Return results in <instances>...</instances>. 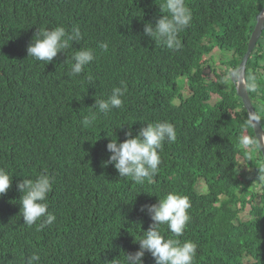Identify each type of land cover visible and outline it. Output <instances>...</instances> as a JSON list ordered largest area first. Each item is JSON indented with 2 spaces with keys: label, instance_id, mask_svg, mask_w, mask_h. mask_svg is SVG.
<instances>
[{
  "label": "trees",
  "instance_id": "16d2710c",
  "mask_svg": "<svg viewBox=\"0 0 264 264\" xmlns=\"http://www.w3.org/2000/svg\"><path fill=\"white\" fill-rule=\"evenodd\" d=\"M160 1L0 0V168L12 174V186L0 195V264H24L34 252L40 264H124L152 223L141 206L168 192L191 200L179 239L198 245L193 264H264V196L254 203L252 178L239 167L245 160L259 181L260 150L241 149L242 137L254 133L234 86L225 89L219 73L216 81L203 73L217 50L234 52L222 65L238 68L264 0H185L193 19L179 34V51L143 34L145 22L154 26L160 18ZM56 26H78L83 39L46 65L27 57L35 31ZM103 41L106 53L98 48ZM84 47L95 49L96 60L69 76L71 54ZM263 47L264 30L246 66V77L255 75L258 84L249 91L255 108L264 102ZM122 81L123 107L84 127L95 99ZM157 120L171 122L177 139L165 141L153 183L138 185L105 165L111 139L123 142L129 126L135 135ZM44 169L55 177L47 203L56 221L37 231L23 224L16 184ZM246 209L251 219L241 220ZM161 227L165 238L172 236ZM143 261L155 264L147 252Z\"/></svg>",
  "mask_w": 264,
  "mask_h": 264
},
{
  "label": "clouds",
  "instance_id": "9594fccd",
  "mask_svg": "<svg viewBox=\"0 0 264 264\" xmlns=\"http://www.w3.org/2000/svg\"><path fill=\"white\" fill-rule=\"evenodd\" d=\"M155 11L158 12L157 16H160V18L156 20L154 26L151 22H145L143 34L162 43L169 50L179 51L183 47L179 34L192 23L191 9L186 5L185 0H161L160 4L155 6ZM216 29L218 28L216 27ZM263 30L264 23L254 50L247 59L246 66L249 59L254 55L255 50L259 49ZM251 35L252 33L249 34L247 46ZM82 39L83 34L78 26H73L70 30L64 26H56L55 28L44 27L35 31L26 49L27 57L30 56L36 61L44 62L46 65L53 62L58 54L66 56L67 50L72 48V42L79 44ZM98 48L106 53L109 50V43L107 41L99 42ZM263 49L264 47L262 52ZM227 53H230L231 56L234 55V52L233 54L231 52ZM245 54H243L242 58ZM96 58V51L93 48L84 47L75 50L70 57L71 69L69 76H79ZM237 69L230 71L225 79L231 78L239 87L246 89L248 94L249 91L255 92L258 88L256 76L248 75L246 77L245 71L244 77L242 72ZM87 81L89 83L94 82L91 74L87 76ZM224 88L227 89L226 87ZM126 93L127 86L122 81L120 86L112 88L111 94L107 98L95 99L94 104L91 106L95 110L83 117L82 125L84 127L94 126L99 117L108 116L113 109L122 108L124 105L122 98L126 96ZM211 96L210 101L212 103V99L216 95L213 94ZM251 104L255 113L260 117L251 113L247 115L246 128L255 129L260 125L261 130H264L260 123V118L264 119V114H261V112L264 113V107L260 104V109L257 108L259 105L257 103L255 108L252 101ZM124 135L125 139L123 142L111 139L107 143L106 150L111 155L105 165H113L119 177L130 178L138 185H143L145 181L153 183L162 163L161 152L165 141L174 143L177 139L175 126L167 120H157L146 123V127L140 128L135 135H133L131 126H129L128 131ZM240 142L246 148H264V136L244 135ZM259 155L262 161H258L261 162L260 165H264L260 152ZM260 157L257 155L258 159ZM54 183L55 177L50 175L47 169L39 173L35 179L25 178L17 182L16 188L21 193L19 204L21 205L20 216L23 218V224L28 227L36 225V230L42 231L56 221V216L48 211L49 205L47 203ZM11 186L12 174L4 168H0V195L6 194ZM191 206L190 198L178 192H168L163 199H159L155 204L142 205L140 211L146 212L152 223L147 231L143 232V237L137 241L139 249L125 254L124 264H144L143 257L146 252L154 258L155 264H193L197 255L198 245L190 240L182 242L179 239V237L184 235L185 229L191 220L189 214ZM163 225H167L168 231L172 234L171 237L165 238L162 234L161 226ZM40 262L41 256L34 252L25 259L24 264H40ZM110 264H121V261L113 259Z\"/></svg>",
  "mask_w": 264,
  "mask_h": 264
},
{
  "label": "rangeland",
  "instance_id": "374dc122",
  "mask_svg": "<svg viewBox=\"0 0 264 264\" xmlns=\"http://www.w3.org/2000/svg\"><path fill=\"white\" fill-rule=\"evenodd\" d=\"M230 58H231V54L227 53L225 51L219 52V50H217V51H214L212 54H210L208 56V61H207V64H205L204 71H203V73L207 76V79L216 81L217 74L219 73L221 75L220 83H222L223 87H226L229 89L230 83H231L235 88V85L231 82L230 78L225 79L227 74L232 70L227 69L225 67V65L224 66L222 65V62L228 61ZM214 69L216 70V72L213 71ZM216 99H217V96H214V98L212 99V103L216 102ZM255 102H257L259 104L257 106V108L260 109V104H262V107H264L263 101H259V102L255 101ZM242 107H243V104H242ZM243 109L247 113V111L244 107H243ZM261 114H264V113L261 112ZM247 115H248V113H247ZM253 133H254V131H253ZM254 136H255V133H254ZM245 148H246L245 146L241 145V149L245 150ZM251 157L255 159V163L257 164V161H258L257 155L252 153ZM259 166H261L260 169H264V165H259ZM239 167H240V170L243 172L244 178L250 177V178H252L251 181L254 182V178L256 176L252 173V166H249L245 160H241L239 163ZM261 177L264 178L263 173L261 174ZM253 193L258 194V195H255V197H254V203H256L257 205H260L261 204L260 196L264 195V182L259 183V186L254 189ZM240 216H241V220L242 219L246 220L248 218L251 219L250 217H248V209H246L243 214H240Z\"/></svg>",
  "mask_w": 264,
  "mask_h": 264
},
{
  "label": "water",
  "instance_id": "95a60500",
  "mask_svg": "<svg viewBox=\"0 0 264 264\" xmlns=\"http://www.w3.org/2000/svg\"><path fill=\"white\" fill-rule=\"evenodd\" d=\"M263 23H264V7L262 9V12L259 14V17H257L256 19V24L254 27V31L252 32L250 41L248 42V46H247V50H246V54L244 55V57L242 58V61L238 67L237 70H239L240 72H242L243 76L245 77V71H246V62L248 57L251 55L252 51L254 50L255 44L259 39V35L261 32V29H263ZM231 79V78H230ZM231 82L235 85V91H236V95L237 97L240 98L243 107L246 109L248 115L254 114L253 113V107L251 104V100L249 98V94L247 92L246 89L239 87L236 83L233 82V80L231 79ZM255 136H262V132L263 130H261V126L259 125L258 128L253 129ZM264 133V132H263ZM260 150V149H259ZM262 158L264 160V148H262Z\"/></svg>",
  "mask_w": 264,
  "mask_h": 264
},
{
  "label": "bare ground",
  "instance_id": "6f19581e",
  "mask_svg": "<svg viewBox=\"0 0 264 264\" xmlns=\"http://www.w3.org/2000/svg\"><path fill=\"white\" fill-rule=\"evenodd\" d=\"M259 14H260V12L255 16V21H256L257 17H259ZM253 31H254V28H253L252 32H253ZM253 113H254V115L257 116V114L255 113L254 110H253ZM253 131H254V130H253ZM263 132H264V131H263ZM263 132H262V136H264V133H263ZM260 152L263 153V152H262V149H260ZM261 182H264V178H262V177H261V179H260L259 181H254L253 183H251V185H253L252 194L250 195L252 198L255 197V196H252V195H254V193H253L254 189H255L256 187H258V186H259V183H261ZM262 196H264V195H261V196H260V200L262 199Z\"/></svg>",
  "mask_w": 264,
  "mask_h": 264
}]
</instances>
